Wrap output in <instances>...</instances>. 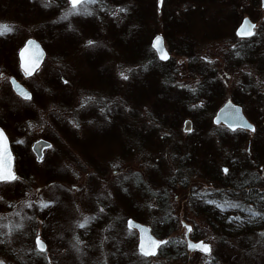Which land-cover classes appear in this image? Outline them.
<instances>
[{"label": "flooded vegetation", "instance_id": "af4514ba", "mask_svg": "<svg viewBox=\"0 0 264 264\" xmlns=\"http://www.w3.org/2000/svg\"><path fill=\"white\" fill-rule=\"evenodd\" d=\"M90 1L0 0V83L11 87L13 92L10 94L8 90V96L13 98L17 107L15 115L0 116V128L8 140L13 170L19 168L18 161H51L54 141L61 139L69 131L64 129V134L62 130L55 132L54 127L47 124L48 117L43 116L44 114H35L39 110V103L42 101L44 103L47 97L36 94L31 85L38 80L36 77L40 78L37 84L47 79L44 77L47 74L45 72L47 66L55 69L53 74L48 76V80L53 83L49 86L52 91H54V82L69 83L63 72L57 73V70L67 69L70 66H66L68 55L60 50L58 40L69 37L72 31L78 34L80 29L74 22L85 21L83 7ZM253 8L254 14H246L245 7L241 6L242 18L233 29L231 37L234 41L227 48L226 58L220 64L213 63L215 69L224 72L222 86L217 87V79L213 77L212 90L208 96L213 99L214 95H217L222 99V104L231 102L239 106L253 128L241 126L231 128L223 123H213L214 131L208 133L210 157L207 161H164L162 157H154L153 160L149 159L151 161L148 159L137 161L138 167L136 169L129 167L127 172L121 166L119 171L115 169L114 172L121 174L119 176L122 178L112 180L109 187L117 188L118 193L107 191L108 188L106 191L101 190L102 185L97 186L98 181L94 183L96 187L93 190L87 188L92 184L91 182L88 184L82 181L81 186H75L82 193L78 197L71 195L72 204L79 198L81 206L75 205L77 206L75 208L85 214L88 211L91 213L90 216L80 219L75 235L78 237L75 239L88 242L91 233H85L84 237H80L84 233L79 234L86 228L84 223L88 222L86 224L90 225L88 230L99 228L101 231L97 236L99 238L97 245L99 242H109L106 236L104 238L103 230L123 227V231L126 229L125 233H128L127 240L134 248L136 247L130 249L136 250L134 257L139 259L133 263L126 254L119 256L114 252L115 245L123 246L121 242L124 240H112L111 242L115 243L111 247L113 250L111 249L110 255H106L111 259V264H149L147 261L152 259L154 262H167L178 257L188 259L187 254L191 252L211 254L212 245L215 252L210 259L212 263L218 256H222V259L228 262H235L236 259L241 261L242 257L246 256L248 264H264V148H262L264 146V6L262 0H258ZM245 19H248L250 24V32L245 27L243 34H238L236 30ZM24 49L25 53L21 57ZM41 50L43 56L40 63L32 73L28 74L22 64L32 66L42 54ZM12 54L14 59L10 58ZM70 55L71 52L69 57ZM212 74L214 75V72ZM232 75H236L235 84L230 81ZM11 78L22 84L30 95L26 97L17 94L12 88ZM7 98L2 99V104L7 111H11L12 103H8ZM218 108L211 112L212 122ZM2 109L3 107H0V110ZM41 116L46 119L45 124L43 119H40ZM191 129L192 127L183 132L187 133ZM65 137L68 138L67 135ZM41 140L48 144L43 146ZM65 141L70 149V143ZM131 141L130 138L129 144ZM216 148L227 161H213ZM108 162L105 161V164ZM98 166L102 168L103 165ZM125 172L127 174H124ZM33 176L18 174L14 170L12 179L0 180L2 188L0 259L8 261V264H52V259L56 256L50 248V242L54 240L52 237L51 240L49 238L54 234L50 214L53 211V197L51 194V199L47 196L38 199V195H32L33 191L37 193L35 187L30 188ZM198 178L203 181L195 182ZM13 184L16 186L11 189L14 187ZM55 186L65 187L61 183H52L49 187L51 189ZM67 191L70 193L68 189ZM123 212H126L124 219L121 217ZM205 213L211 214L210 221L205 222L210 230L208 237L211 241H205L201 236L202 232L196 226V217L201 215L204 218ZM247 213L254 215L247 216ZM216 214L218 218L222 215L223 221H216ZM128 219H134L149 227L150 232L157 239L153 252L143 253L138 250L139 232L136 228L127 225ZM22 222H24L23 226ZM42 228L44 232L40 233ZM254 235L256 237H253ZM200 240L208 244V251L189 245V242ZM40 242L44 244L43 248L39 247ZM98 257L102 258L103 255L98 254Z\"/></svg>", "mask_w": 264, "mask_h": 264}, {"label": "rangeland", "instance_id": "374dc122", "mask_svg": "<svg viewBox=\"0 0 264 264\" xmlns=\"http://www.w3.org/2000/svg\"><path fill=\"white\" fill-rule=\"evenodd\" d=\"M128 1L130 0H99L98 3L96 0H91L90 2H87L86 6L83 7L85 8V21L76 20V22H74L76 23L77 28L80 29L78 34L70 30V32H72L69 37L58 40L60 50H63V52L68 55L66 66H70L67 69L57 70V73L63 72L69 80V83L57 84L54 82V91H52L49 86L53 83L49 81L48 78L50 77L49 74H53L55 69L47 66L45 71L47 74L44 75L47 79L38 82L39 84H37V81L40 80V78L36 77L38 80L35 84L31 85V87L35 89L34 91L36 94L38 93L39 95H45L47 97L44 103L43 101L39 103V110L36 111V109H34V112L36 111L35 114H44L43 116L48 117L47 124L53 126L55 132L62 130L64 134V129L61 128L69 129V132H66L64 137L54 141L53 159L51 161H18L17 164L19 165V168H14L18 174L34 175L33 181L30 182V185L32 186L30 188L33 189V187H35L37 193H34L33 191L32 195H38V199H42L44 196L51 199L52 194L53 211L50 214L51 226H54V234L53 236L50 235L49 238L51 240L52 237L54 240L50 242V248L56 254L55 259H52V264H111V259L106 255H110L111 247H113L114 243L111 241L116 239L124 241L121 242L123 246L118 247L115 245V253L119 256H125L126 254L133 263H135V260H139L136 259L138 257H134L136 250H130L134 247L127 240L126 235L128 233H125L126 229L123 231V227H116L110 230L107 229V231L103 230L104 238L106 236V239L109 240V242H99L97 245V241L99 240L97 236L100 235L101 231L99 228L88 230L90 225H86L88 222H85L84 226L86 228L79 234L84 233L80 236L84 237L85 233H91L90 238L87 243L76 240L75 237L78 236L75 235L80 219L82 217L85 218L90 216L91 213L88 211L87 214L84 212L83 214L81 211H78V208H75L77 207L75 205L81 206L79 204V198H77L78 201H74L73 204L71 200L72 196L78 197L81 195L82 191L78 190L76 187L79 185L81 186L82 181H86L88 184L91 182L92 184L88 185L87 188L90 187L92 190L96 187L94 183L98 181L97 186L98 184L99 186L102 185L100 187L101 190L106 191L108 188L107 191L112 190V193H118L117 188H109L112 180L122 178V176H119L121 174L114 172L115 169L119 171L121 166H123L127 172L129 167H134L135 169L138 167L137 161L145 159L151 161L155 156L160 154L159 148L153 147L150 140L146 143V152L144 156H142L143 158H141L140 155H137V153L129 155L124 154L125 152L123 154L118 152L121 145L122 149H124L123 147L126 148V146H129L128 136L125 137V135H123L121 141L117 138V126L120 120H130L132 116L130 101H125L123 99L125 105L121 104V106L115 101V104L119 109V111L115 112L119 113L118 115L115 112L113 114L109 112V115H105L106 118L103 119L102 116L95 114L96 118L94 121L88 120L91 113H89L84 106L85 99L87 98L85 93H88V91H90L89 89L94 91L98 90L99 92L98 94L95 93L97 99L95 96H91L92 99L96 100L94 103L95 108L111 106V99L106 96L109 93L107 92L108 84L105 83L104 85V82L107 81L97 78L101 65L99 62H96V59H101L102 55H106L105 52L110 51V53H108L107 65L108 67H112V73L114 74L113 77L118 83L123 85L126 82L120 81L121 78L126 79L128 82L130 80L129 77H132V66H135L136 64L131 57V53L134 51L133 38L136 30L135 22L137 20L136 18H133L135 15V8H133V10L129 9L128 14H126L124 10L125 7L130 4ZM142 1L143 0H139L140 5L137 12L138 14L143 11ZM197 1H201L200 3H202L203 6L200 7V11L194 14L191 12V6L194 7L197 4ZM232 2L238 3L236 10H233ZM256 3H258V0H160V3L159 0H146L145 22L146 24L152 22V26L156 30L152 33L149 32L150 41L157 33L163 36L165 46L170 53V56L166 61L171 60V63H168L167 65L175 66L180 71L175 78V82L181 83L183 87L195 86L197 82H200L201 80L202 75L199 72L201 69L208 70V77L211 79L213 77L217 79L216 85L217 87H221L224 79V72L215 69L213 63L220 64L223 59L226 58L227 48H229V44L234 41L231 37L233 36V29L242 18L240 17L241 6L242 8L245 7L244 11L246 14H254L253 6ZM232 10L233 12H231ZM130 15H132L131 17L133 20L131 19L129 23L122 21V19ZM83 18L84 16H82V19ZM104 20L107 23L103 22ZM86 25L91 28L90 31ZM120 27L123 28V30H120ZM142 27V32L144 33V26ZM148 29H150V27H148ZM166 30L173 31V33H170V36H166ZM178 31H181V33ZM145 34L146 31L144 35ZM118 37L122 40L125 39L124 42L126 43L122 44L121 42L122 45H120V42L117 41ZM181 39H183V41L185 40L184 42L187 47L184 48V46L181 45ZM108 46L110 48H108ZM70 52L71 55L69 57ZM190 56L198 61H196L195 64L194 74L191 72L193 64L189 61ZM10 58L14 59L13 54ZM212 72H214V75ZM230 81L235 84L236 75H232ZM5 85L0 83V107H3V109L0 110V116L15 115V111L17 110V107L15 106L16 104L13 98L8 96L9 93L13 91L9 85H6L7 87ZM104 93L106 94L105 97L102 96ZM116 94H118V92ZM149 95L150 97L148 98L152 99L153 94L151 93ZM6 98L8 103H12L11 111H7L2 104V99L6 100ZM116 98L118 97L116 96ZM164 98H167L166 100H169V102L172 100L168 99L170 98L168 96H164ZM217 100L218 101L215 103L216 108H218L223 102L221 101L222 99ZM205 107L208 108L209 104L207 103ZM193 108H195V106H193ZM79 109H82L81 113H79ZM96 111L102 115L101 110L96 109ZM151 112L152 111H150V113ZM142 113V121L144 123H152L151 125L157 123L158 117L155 115L156 121H153L147 108H144ZM31 114H33L32 111ZM43 116H41L40 119H43L45 124L46 119H44ZM185 119H190L192 127L191 131L187 133L183 132ZM107 123L110 124L105 126ZM179 123L176 131H179L180 133L178 134L175 131V136L178 137L179 135V138L188 139V137H199L200 135L204 138L206 143L209 142L208 133L214 131L212 126L215 125L213 124L211 117L201 120L189 110L184 112ZM162 128L164 129L165 127ZM157 130H160V128L157 127ZM162 133L165 134L166 132L162 130ZM65 135H67L68 138H66ZM158 136L161 137L160 133ZM157 139L158 138L155 135L153 138L154 146L159 143ZM65 140L70 143L71 149L66 146L68 144H66ZM70 150H72L73 153H71ZM111 155L115 156L113 157ZM106 158H108L107 160L109 162L105 164L104 160ZM176 160L177 159L172 160L165 157L164 161ZM213 161L227 160L223 154L219 153V155H215ZM20 163H22L21 166ZM98 165L103 166L102 168H99ZM126 172L124 174H127ZM202 181L203 179L198 178L195 182L201 183ZM52 183L63 184L71 194L63 186H55L50 189L49 186L52 185ZM71 183L74 184L71 185ZM34 184L38 186H35ZM13 186L14 187L11 189L15 188L16 184H13ZM1 190L2 188L0 187V193ZM27 195L30 194L27 193ZM1 212H3V210H1ZM122 215L123 216L121 217L124 219L126 212H123ZM196 218V226L202 232L201 236L204 237L205 241H211L208 237L210 230H208L204 218L201 215H198ZM121 220L122 219L120 218V221ZM23 224L24 222H22V226ZM43 232L44 229L42 228L40 233ZM212 247L213 251L211 254H202L200 252L194 254L191 252L187 254L188 259H180L178 257L172 258V260L167 262H154L153 259L147 262L149 264H171V262L172 264H248L246 256H243L241 261L236 259L237 261L235 262L224 261L222 256H218L215 262L212 263L210 259L215 254L214 245H212ZM134 249H136V247ZM98 254L103 255V257H98ZM0 264H8V261L0 259Z\"/></svg>", "mask_w": 264, "mask_h": 264}, {"label": "trees", "instance_id": "16d2710c", "mask_svg": "<svg viewBox=\"0 0 264 264\" xmlns=\"http://www.w3.org/2000/svg\"><path fill=\"white\" fill-rule=\"evenodd\" d=\"M236 1V0H235ZM129 6L125 7V12L128 14V10H133L135 8L134 16L133 18H136L135 22V34H134V51L131 53V57L133 58L135 62V66H132V77H129L130 80L127 82L126 79L121 78L118 79L120 81L126 82L125 84L118 83L114 77H113V71L112 67H108L107 60L110 51L105 52L106 55H102L101 59H96V62H99L101 65L100 70L98 71L97 78H101L104 82L108 84V95L105 93L102 94L103 97L105 95L111 99V106L108 107H96L94 106V103L96 100L92 99L91 96H95L98 94V90L94 91L89 89L88 93L86 92L87 98L85 99L84 106L87 108L89 113H91V116L88 118V120L94 121L96 115L102 116L103 119L106 118L108 113H114L115 111H119L118 106L116 103L121 106V104L125 105L124 100L130 101V109H131V118L127 121L120 120L118 122V129H117V138L122 140L123 135L125 137L131 138L132 141L129 144V146L124 149L121 148L118 150L120 153L124 154H133L137 153V155H140L141 158L144 156L146 152V143L148 140L152 142L153 147L159 148V153L155 157H162L165 159L167 157L168 159H177L176 161H207V159L210 157L208 153V143L204 140L202 136L199 135V137H188V139L179 138L174 135L176 129L178 128V125L180 124V118L184 114L185 111L189 110L191 111L198 119H208L211 117L212 113L215 107V103L218 101L219 97L217 95H214V98L211 99L209 96V93L212 90V83L211 78L208 77V70H199L200 74L202 75L200 82H197L195 86L191 87H183V85L180 83L178 84L175 82V78L179 74V69L175 66L167 65L168 63H171V60L168 61H161L156 56L154 50L150 46V33L156 31L154 27L152 26V22H149L146 24L145 22V15H146V0L142 1L143 4V11L139 14V0H130ZM134 2V5H133ZM201 1H197V4L193 7L191 6L192 13H196L200 11V7L203 6ZM233 3V10H236V5H238L237 2ZM133 5V6H132ZM233 10L231 12H233ZM132 15L122 19V21H126L129 23V21L132 19ZM131 17V18H130ZM95 18V17H94ZM139 18V19H137ZM133 20V19H132ZM107 23L105 20L103 21ZM89 29L91 28L86 25ZM144 26V30L146 31V34L142 32V29ZM130 27V24H129ZM150 27V29H148ZM153 27V28H152ZM127 29V27H126ZM120 30H123V28L120 27ZM188 31V29H187ZM150 32V33H149ZM166 36H170V33L172 34L173 31L166 30ZM181 33V31H178ZM149 33V34H147ZM147 35V36H146ZM172 37V36H171ZM117 41H119L120 45L125 44V39H121L118 37ZM185 41V40H184ZM183 39L180 40L182 42L181 45L187 47ZM122 42V44H121ZM179 42V43H180ZM122 47V46H121ZM178 47V46H177ZM108 48H110L108 46ZM176 48V46H175ZM171 49V48H170ZM123 52V51H122ZM120 53V52H119ZM190 63H192V74L195 73V64L196 59L192 56L189 57ZM129 62V61H128ZM132 62V61H131ZM198 62V61H197ZM151 76V79H150ZM118 92V94H116ZM96 93V94H95ZM153 94L152 99H149V94ZM101 95V94H99ZM116 96L118 98H116ZM164 96H168L172 99L171 102L169 100L167 101V98H164ZM97 99V97H96ZM124 99V100H123ZM150 100V101H149ZM104 102V98H103ZM124 102V103H123ZM209 104V107L206 108V104ZM105 105V102H104ZM195 106V108H193ZM144 108H147L148 113L151 115V119L153 121H156L155 115L158 117L157 123L155 125H151L152 123H144L142 120L143 116V110ZM97 110L102 111V115L99 114ZM81 113L82 109H79ZM108 110V111H107ZM116 113V112H115ZM117 115L119 113H116ZM81 115V114H80ZM106 115V116H105ZM149 115V116H150ZM154 115V116H153ZM110 123L105 124L107 126ZM68 126V125H67ZM156 127V128H154ZM157 127L160 128V130H157ZM162 127H165L164 129ZM61 129H68V128H61ZM69 130V129H68ZM162 130L166 132L165 134L162 133ZM69 132V131H68ZM129 132V133H128ZM73 133V132H72ZM160 133L161 137L158 136ZM176 133H180L179 131H176ZM175 133V134H176ZM74 134V133H73ZM158 138V142L156 146L153 145V138ZM164 139V140H162ZM75 140V139H74ZM162 140V143H161ZM127 142V141H126ZM122 143V142H121ZM67 146V145H66ZM264 148V146H262ZM71 149V148H70ZM126 149V150H125ZM73 150V149H72ZM70 150L71 153L73 151ZM117 152V153H118ZM116 155V154H115ZM111 155V156H115ZM216 155H219L218 148H216ZM74 157V156H73ZM110 157V156H109ZM108 157V158H109ZM106 158L104 161H108ZM247 216H253L252 213H247ZM204 221L208 222L209 217H211V214H203ZM216 214V221L220 222L223 221V216L220 215L221 218L217 217ZM253 237H256L255 235ZM172 264V262H171Z\"/></svg>", "mask_w": 264, "mask_h": 264}, {"label": "water", "instance_id": "95a60500", "mask_svg": "<svg viewBox=\"0 0 264 264\" xmlns=\"http://www.w3.org/2000/svg\"><path fill=\"white\" fill-rule=\"evenodd\" d=\"M73 2H77L78 0H72ZM160 3V0H159ZM262 5L264 6V0H262ZM248 30L250 32V24L248 19H245L237 28L236 32L238 34H243V29ZM247 34V33H246ZM32 41V40H31ZM34 41V40H33ZM151 46L155 50L157 56L161 60H166L169 58V52L167 51L163 36L159 33L155 34L151 40ZM25 53V49L21 52V57ZM39 58L33 62L32 66L26 65L25 63L22 64V67L28 72V74L32 73L34 69L40 63V60L43 56V51L41 50ZM12 88L13 90L21 95L28 97L30 92L19 82H17L14 78H11ZM213 123H223L228 125L231 128H235L238 126L247 127L252 129V123L244 116L239 106L234 105L231 102L224 103L215 113L213 117ZM191 128V121L186 119L184 121L183 130L187 131ZM42 145H47V142L42 141ZM36 148L33 146V150ZM14 177V170H13V161H12V153L10 151L8 140L5 137L4 132L0 128V180L3 179H12ZM127 225L129 227H134L139 232V241H138V250L143 253L153 252L155 249V245L157 243V239L152 235L150 229L147 225L138 222L134 219H128ZM191 247H198L203 251H208V244L202 240L198 242H189ZM40 248L44 247V244L40 242Z\"/></svg>", "mask_w": 264, "mask_h": 264}]
</instances>
